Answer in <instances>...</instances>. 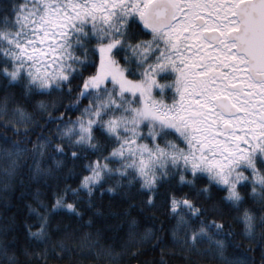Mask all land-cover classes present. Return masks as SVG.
Returning <instances> with one entry per match:
<instances>
[{"label":"snow or ice","instance_id":"snow-or-ice-1","mask_svg":"<svg viewBox=\"0 0 264 264\" xmlns=\"http://www.w3.org/2000/svg\"><path fill=\"white\" fill-rule=\"evenodd\" d=\"M0 80V116L10 113L0 127L12 133H0V187L23 185L25 167L29 179L57 183L51 204L25 202L32 224H0V264L49 256L105 264L119 255L102 243L112 239L105 221L113 213L98 210L101 227L83 233L51 218L62 210L82 217L73 202L81 192L92 206L96 189L127 196L134 187L146 199L115 213L128 217L127 240L155 236L159 246L164 229L191 264L197 256L264 264V0H0ZM53 91H66L68 103L29 126L21 99ZM36 106L47 111L44 101ZM68 161L82 173L76 188L59 187ZM165 185L196 198L165 188L168 223L139 234L131 210L139 205L142 215ZM233 210L255 255L228 252L239 247L225 227Z\"/></svg>","mask_w":264,"mask_h":264},{"label":"trees","instance_id":"trees-1","mask_svg":"<svg viewBox=\"0 0 264 264\" xmlns=\"http://www.w3.org/2000/svg\"><path fill=\"white\" fill-rule=\"evenodd\" d=\"M2 84L3 81L0 80V85ZM76 84L77 81L73 80L71 86L75 89ZM64 88L67 89L68 85H65ZM10 91L15 92L17 97H19V85H12ZM0 94H2V92H0ZM68 99L69 97L66 91H53L50 94L21 99V103L24 104L26 108V113L31 117V124L29 126H33L37 122L43 125L46 121L41 117H47L49 112H52L53 115H56V113L53 112V108L59 106L61 103L67 104ZM36 101H44L47 105V111H42L39 107H37ZM60 110L64 111L63 108ZM75 115V112H66L65 119H67L69 116ZM9 116H0V119H8ZM17 127L23 128L24 125H17ZM53 127L54 125H49V128ZM40 130V128L36 129L37 132ZM6 131L8 135H12L10 130L0 127V133H4ZM44 131L47 133L48 129H44ZM35 138L36 137L33 135L32 139ZM13 139H19V137L13 136ZM101 142L103 143V141ZM67 150L71 151L72 149ZM55 158L63 159L60 156H56ZM3 167H5V162L0 160V168ZM69 169H72L73 172L70 177L68 172ZM22 171L24 173L23 185H20L19 183H11L7 189L0 187V224L5 223L6 221L11 223L13 217H15V227L17 229L21 228L22 223L32 224L35 220L34 215L30 214L28 209L24 207L25 202L32 203L33 207H36L37 205L35 200L38 196L40 200L51 204L53 199L52 193L57 187L55 180L37 182L34 179H29V173L26 167L23 168ZM80 174L82 173L79 172L78 167L73 168L72 162L68 161L67 166L62 172L58 174L62 177V179L59 181V187L70 185L72 188H76L79 182ZM46 183L51 184L52 187L45 186ZM104 187H107V185ZM165 188H167V191L175 192L177 195L187 193L189 198H196L194 192L187 186L176 185L175 187H169L165 185L158 190L159 195L156 198L155 205L150 207L145 206L143 208L142 215H138V213H140L139 205L137 208L131 210V215L136 216L140 221V227L138 229L139 234H143L147 229H152L155 231V229L158 228L162 222L165 224L168 223L169 217L164 206ZM21 193H23V199H21ZM79 195L83 197V199L79 200L78 202H73L77 203L78 211L82 214V217H77L75 214H70L67 210H62L51 218V224L53 226L70 225L69 231L75 229L81 233L95 232L96 229L101 227L100 222L105 220V217L97 215V211L99 210L100 213H113V215L107 217L105 221L106 227L113 229L108 233L112 239L102 240V243L106 245L112 244L114 246L113 250L118 252L119 255L106 260L105 264H145V262H147V264H158V261L162 256L161 249H163V259L165 264H191V261L184 259V254L172 244L170 236L165 233L164 229H161L159 233L163 237L164 243L159 246L154 247L155 236H152L146 241L140 240L139 236L134 241L127 240V228L124 226L123 222L126 221L128 217L124 215H115V213H120L127 210L128 203H130L132 199H135L137 202L146 199L139 193L137 188H130L128 190L127 196H122L117 193H101L99 189H96L94 191V195L92 196V200L94 201L92 206H89L87 203V193L81 192ZM69 199H72L71 194H69ZM201 203L205 204V206H209L211 201L205 202L203 199H201ZM238 216L239 213L234 210L225 214V219L228 221V224H226L225 227L227 228L230 225L231 230L237 233V235L234 237V240L239 245L238 248L229 247L228 252L234 256H242V254L245 252H247L248 255H255L256 253H253L249 250V245L254 247L256 241L254 239H245L244 236L239 234L242 229V223L239 222ZM209 218L211 219L213 217ZM90 220L92 221L91 225L87 223ZM257 232H259V229H257ZM18 235L21 238L20 242L24 243V232L20 230L18 231ZM203 246L206 245H202V247ZM133 248L137 249L139 252V255H137L135 258L131 256V251ZM20 259L24 260L25 258L21 256ZM195 260L197 264H219V261L211 258L210 256H197L195 257ZM30 264H37V262L35 259H32ZM39 264H67V261H57L49 256L47 260L42 257L39 261Z\"/></svg>","mask_w":264,"mask_h":264}]
</instances>
